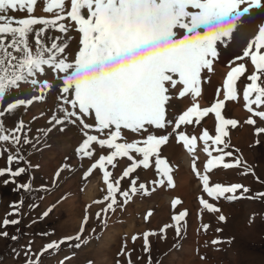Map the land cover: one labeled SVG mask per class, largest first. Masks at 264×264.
I'll return each mask as SVG.
<instances>
[{"label": "snow or ice", "instance_id": "6c2138e0", "mask_svg": "<svg viewBox=\"0 0 264 264\" xmlns=\"http://www.w3.org/2000/svg\"><path fill=\"white\" fill-rule=\"evenodd\" d=\"M41 6L48 15H33ZM17 12L26 13V17L9 14ZM234 44L243 48L236 60L247 58L254 70L247 74L245 63L230 66L214 102L201 108L204 74L214 71L220 49ZM241 78L248 81L242 89L244 108L250 114L244 123L264 125V0H0V156L8 153L6 166L0 168V178H7L0 182L13 184L14 191H33L30 183H18L17 178L29 168L39 167L22 154L23 146L39 150L41 137L29 135V125L38 117L27 124L17 119L12 126H6L5 121L21 109L26 112L35 103L46 102L55 93L50 114L45 117L40 113L48 127L36 131L47 137L53 130L64 132L69 126L79 129L81 142L76 155L80 160L93 161L82 178L98 170L106 185L102 200L94 201L105 203L96 213L101 223L107 222L101 213L106 217L123 210L137 195L148 196L165 185L174 187L173 168L163 155L165 147L173 143L192 155L198 141L203 142V152L208 156L204 174L198 170L195 156L191 167L207 197L214 201L246 198L249 187L241 183L210 186L209 176L214 169L230 170L244 163L239 157L225 162L226 157L233 156L226 151L230 145L225 138L229 128H237L238 121L222 115L226 102L237 101ZM174 102L186 108L169 119L168 109ZM209 114L215 117L214 136L207 129L199 136L187 132V126L199 125ZM256 133H264V126L257 127ZM97 148L107 154L93 160ZM121 159L129 163L113 179L109 166L115 169ZM22 163L28 166H19ZM141 168L153 169L155 178L139 182L134 174ZM66 169H58L51 183L56 184ZM125 179L129 184L122 189ZM148 184L153 187L149 189ZM41 190L46 191V187L41 186ZM247 198L264 200V192ZM180 203L174 199L171 206L175 210ZM199 204L208 213L221 212L202 197ZM22 205L23 201L10 205L7 216H20ZM54 207L44 211L41 218L49 216ZM151 215L149 211L144 219ZM187 215L186 210L172 215L173 223L160 232L173 228L180 237ZM89 219L86 214L74 236L47 242L39 252L32 250L29 241L13 255L23 257L24 264H43L46 258L55 259L56 264H71L74 253L62 258L59 253L62 246L79 249L86 243L83 234ZM225 219L222 214L218 216L221 222ZM20 222L17 218L0 220V238H9L7 228ZM207 229L208 225H203V230ZM152 235L142 234L146 255ZM139 238L133 235L131 240L135 243ZM10 239L17 241L18 237L11 235ZM220 243L211 241L212 245ZM117 255L125 256L126 261L117 259L116 264H132L126 245Z\"/></svg>", "mask_w": 264, "mask_h": 264}, {"label": "rangeland", "instance_id": "374dc122", "mask_svg": "<svg viewBox=\"0 0 264 264\" xmlns=\"http://www.w3.org/2000/svg\"><path fill=\"white\" fill-rule=\"evenodd\" d=\"M9 14L20 18L26 17V13ZM33 15L48 14L42 12L41 6ZM227 49L222 48L223 56L219 55L218 59H225ZM242 54L241 47L238 55L229 58V66L245 63L247 74H251L254 69L247 58L244 61L236 60V57ZM229 70L220 73L218 68L214 67L213 72L204 74L205 82L202 84V94L199 98L201 108L209 107L214 102L216 90L222 88ZM48 78H51L50 74ZM247 82L245 78L238 81L237 101L226 102V107L222 111L225 118L238 121L237 128H229V137L225 138L230 145L226 151L233 152V156L226 157L225 162H233L239 157L244 163L240 168L214 169L209 176L210 186L216 183L225 186L241 183L250 188V194H245L246 198L233 201L223 198L214 201L207 197L191 167L195 156L197 168L204 174L203 165L208 156L203 152V142L198 141L197 150L192 155L181 145L173 143L170 147H165L163 155L173 168L174 187L165 185L148 196L137 195L123 210H117L114 214L110 212L106 217L101 213L106 223H101L96 218V213L105 207V203H94L102 200L106 194L102 174L96 170L87 179L82 178L93 161L88 158L80 160L76 155L75 149L81 142L79 129L76 126H69L64 132L53 130L47 137L36 131L48 127L46 118L40 117V113H45V117L50 114V109L55 103V93L49 95L46 102L35 103L26 112L23 109L19 110L16 115L5 121L6 126H12L17 119H23L27 124L32 117H38L29 125L32 129L29 135L41 137V143L37 145L39 150L23 146L22 154L31 165L39 167L29 168L26 174L17 178L18 183L27 182L32 185L31 193L14 191L13 184L5 186L0 182V220L17 218L21 221L18 225L7 228L9 238H0V264H24L23 257L17 259L13 253L22 250V246L27 245L29 241H32V250L39 252L47 242L74 236L86 214L90 216L83 234L86 243L79 249L62 246L59 253V258L74 253L71 264H89L90 261L91 264H116L117 259L124 262L126 257L117 255L124 245L131 252L132 264H148L149 259L151 264H264V200L247 198L264 192V133H256V128L264 125L258 123L256 126H249L244 123L250 115L244 108L242 98V89ZM185 108V104L174 102L168 109V118L174 119ZM205 129L210 135H215L213 114L205 117L199 125L187 126L186 130L190 135L199 136ZM153 131L157 134L162 132ZM7 154L0 156V168L6 166ZM101 154H107V151L97 148L93 160L98 159ZM128 163L126 159H121L115 169L109 166V170L113 171V179L121 175ZM19 166L28 165L22 163ZM64 166H67V169L59 181L52 184L54 173ZM134 175L139 176V182L145 183L155 178L153 169L141 168ZM5 178L7 177L0 178V181ZM128 184L127 179L123 180L121 188L126 189ZM41 186H45L46 191L41 190ZM147 186L149 189L153 187L151 184ZM201 197L219 207L221 212L208 213L201 210L199 204ZM174 199L181 201L175 210L171 206ZM19 201H23L21 215L7 216L12 210L10 205ZM51 206L55 207L49 216L41 218L42 213ZM185 210L188 215L182 222L180 237L176 236L173 228L166 229L164 233L160 232L163 226L173 223L172 215ZM149 211L152 215L146 221L144 217ZM221 214L226 218L223 222L218 220ZM205 224L208 225L207 231L203 230ZM144 232L154 233L149 238L150 253L147 255L143 252ZM11 235H16L18 240L12 241ZM133 235L140 236L135 243L131 240ZM212 240H219L221 243L212 245ZM201 257L205 259L201 260ZM43 264H56V260L46 258Z\"/></svg>", "mask_w": 264, "mask_h": 264}, {"label": "crops", "instance_id": "0c3cea01", "mask_svg": "<svg viewBox=\"0 0 264 264\" xmlns=\"http://www.w3.org/2000/svg\"><path fill=\"white\" fill-rule=\"evenodd\" d=\"M241 48V46L239 44H234L231 45L230 47H228L226 54H224L225 59L221 60V59H217L216 62L214 63V67L218 68V71L221 72H225L227 70L230 69V62H229V58L238 55V51ZM220 55L223 56L222 53V49H220ZM218 78V77H217Z\"/></svg>", "mask_w": 264, "mask_h": 264}]
</instances>
